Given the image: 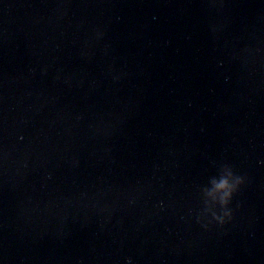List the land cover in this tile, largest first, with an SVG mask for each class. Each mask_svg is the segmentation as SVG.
I'll return each mask as SVG.
<instances>
[{"label":"water","instance_id":"obj_1","mask_svg":"<svg viewBox=\"0 0 264 264\" xmlns=\"http://www.w3.org/2000/svg\"><path fill=\"white\" fill-rule=\"evenodd\" d=\"M0 264H264V0H0Z\"/></svg>","mask_w":264,"mask_h":264},{"label":"clouds","instance_id":"obj_2","mask_svg":"<svg viewBox=\"0 0 264 264\" xmlns=\"http://www.w3.org/2000/svg\"><path fill=\"white\" fill-rule=\"evenodd\" d=\"M242 182V178L235 177V181L232 184H229L226 180H221L219 185H217L218 190L222 192L220 198L221 211L219 215L216 214L213 216L212 221H214L220 227H223L225 223L230 222L232 219V213L230 210H228V205L233 194L236 192Z\"/></svg>","mask_w":264,"mask_h":264}]
</instances>
